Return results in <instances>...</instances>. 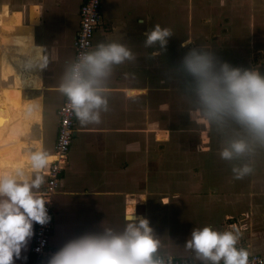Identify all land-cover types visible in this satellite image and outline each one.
Instances as JSON below:
<instances>
[{
    "label": "crops",
    "instance_id": "1",
    "mask_svg": "<svg viewBox=\"0 0 264 264\" xmlns=\"http://www.w3.org/2000/svg\"><path fill=\"white\" fill-rule=\"evenodd\" d=\"M82 2L0 0V78L13 76L0 83V175L21 167L31 172L32 152L42 150L52 159L64 100L58 85L73 60ZM157 24L173 37L165 54L149 60L144 34ZM101 42L125 44L137 59L113 67L100 123L76 118L53 196L49 247L59 249L104 227L121 231L135 208L158 236L160 255L200 263L184 243L193 228L205 226L238 229L237 247L264 251V157L254 155V171L242 180L233 179L231 162L222 173L201 160L203 170L176 162L175 145L168 142L176 91L164 77L185 51L182 42L264 73V0H102L94 47ZM45 58L46 68L25 69L26 60L39 65ZM179 104L188 106L184 99ZM32 241L15 264L28 262Z\"/></svg>",
    "mask_w": 264,
    "mask_h": 264
},
{
    "label": "clouds",
    "instance_id": "2",
    "mask_svg": "<svg viewBox=\"0 0 264 264\" xmlns=\"http://www.w3.org/2000/svg\"><path fill=\"white\" fill-rule=\"evenodd\" d=\"M144 35L143 48L152 49L149 60L165 54L173 37L170 28L158 24ZM180 47L185 51L164 77L178 86L190 109L221 137L219 156L232 163L233 179L242 180L253 173L257 150L264 149V73L233 65L215 50L191 42ZM136 59L125 44L101 42L66 65L58 91L81 124L100 123L101 113L108 111L106 82L113 67ZM46 66V58L39 65L25 61V69ZM47 162V153L32 152L27 165L31 172L21 167L0 175V264L20 260L34 226L51 220L46 207L50 202L40 191ZM125 221L121 231L104 227L67 240L45 264H172L171 255L158 254L161 242L146 217L136 215L134 208ZM240 236L238 229L193 228L184 247L200 264H249V252L237 247Z\"/></svg>",
    "mask_w": 264,
    "mask_h": 264
},
{
    "label": "built area",
    "instance_id": "3",
    "mask_svg": "<svg viewBox=\"0 0 264 264\" xmlns=\"http://www.w3.org/2000/svg\"><path fill=\"white\" fill-rule=\"evenodd\" d=\"M102 0H83L80 6L79 28L74 39L73 60L81 52L90 51L94 48L93 38L97 25L101 18ZM72 60V61H73ZM57 138L54 145L52 160L43 169L46 175V185L42 191L43 199L50 202L46 207L51 217L50 222L45 226L35 225L34 236L30 248L31 257L26 264H45L46 258L58 249L49 247V238L53 227V196L58 186L59 175L66 162L72 136L75 131L76 117L70 111L67 100L64 97L58 109ZM249 264H264V251L249 253ZM172 264H200L188 260L173 259Z\"/></svg>",
    "mask_w": 264,
    "mask_h": 264
},
{
    "label": "rangeland",
    "instance_id": "4",
    "mask_svg": "<svg viewBox=\"0 0 264 264\" xmlns=\"http://www.w3.org/2000/svg\"><path fill=\"white\" fill-rule=\"evenodd\" d=\"M240 64L245 66L244 63ZM12 77L13 76H8L7 81H2L0 78V83L6 84L7 82H12ZM175 91L176 114L174 124L172 125L173 127L171 128L172 132L168 134V142H171L173 145H175L173 157L175 158L176 162L186 160L189 162L187 164L191 165V168L198 170L200 168V164L198 162L201 160L202 162H206V164L208 163V170H211L213 166H215L216 171H219L220 173L223 172L222 166L225 167V170H228L227 167H229V163L218 157L216 153V150H220L221 148V137L212 128H210L207 123L202 121L198 114L190 109L189 106L184 108L181 104H179V101L181 102V100L184 98L182 97L181 92L176 84ZM255 155V158L259 157L260 155L264 157V149H258ZM260 164H264V161H262ZM203 168L204 167L200 169L203 170Z\"/></svg>",
    "mask_w": 264,
    "mask_h": 264
},
{
    "label": "bare ground",
    "instance_id": "5",
    "mask_svg": "<svg viewBox=\"0 0 264 264\" xmlns=\"http://www.w3.org/2000/svg\"><path fill=\"white\" fill-rule=\"evenodd\" d=\"M51 160H52V159H51ZM51 160H50V161H51Z\"/></svg>",
    "mask_w": 264,
    "mask_h": 264
}]
</instances>
